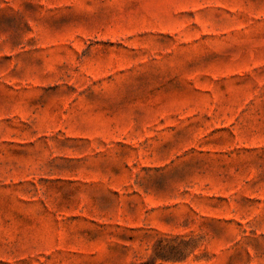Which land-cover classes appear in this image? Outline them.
<instances>
[{
    "label": "rangeland",
    "instance_id": "obj_1",
    "mask_svg": "<svg viewBox=\"0 0 264 264\" xmlns=\"http://www.w3.org/2000/svg\"><path fill=\"white\" fill-rule=\"evenodd\" d=\"M0 264H264V0H0Z\"/></svg>",
    "mask_w": 264,
    "mask_h": 264
}]
</instances>
